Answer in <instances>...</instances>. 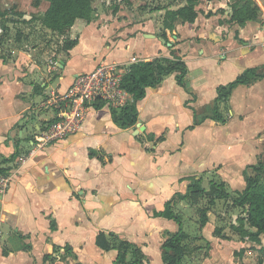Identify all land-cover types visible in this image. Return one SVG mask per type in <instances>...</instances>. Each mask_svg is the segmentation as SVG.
I'll return each instance as SVG.
<instances>
[{
    "label": "crops",
    "instance_id": "crops-1",
    "mask_svg": "<svg viewBox=\"0 0 264 264\" xmlns=\"http://www.w3.org/2000/svg\"><path fill=\"white\" fill-rule=\"evenodd\" d=\"M255 1L263 19L240 26L231 20L230 0H203L195 23L178 22L172 32L166 31L168 41L159 34V18L165 10L144 11L106 28L84 27L78 20L72 28L73 36L74 31L79 34L78 44L66 56L58 54L60 72L45 81L31 53L11 47L10 56L6 49L11 39L2 43L0 54L12 59L0 57V177L10 174L12 180L0 194V264H114L118 252L97 246L100 232L114 233L136 245L142 264H164L163 244L179 225L156 217L155 211L163 210L177 193L186 192L189 182L183 179L215 171L230 193L246 188L245 170L264 160V79L234 89L230 109L224 111L225 124L208 118L196 125L195 111L209 116L220 85L249 68L264 72V0ZM92 37L98 39L99 51L89 46ZM176 56L188 68L189 91L178 84L176 73L171 74L157 87L147 88L146 97L137 102L134 126L120 128L111 113L119 107L102 103V108L89 112L79 132L37 148V136L57 110L46 106V101L52 93L63 94L79 74L91 72L101 62L124 64L127 73L134 57L141 63ZM53 67L49 65L48 71ZM57 79L51 93L37 103ZM36 86H41L37 93ZM181 136L197 137L200 143L209 142L211 136L218 159L211 165L201 159L199 170L188 175V166L196 161L185 155L189 145ZM170 138L171 147L167 146ZM32 150L35 155L21 165L19 159ZM221 202L227 201H217L215 206ZM181 205L185 212L191 210L185 201ZM233 217L236 223L238 216ZM194 221L184 222L199 230ZM216 226L209 219L201 231L204 240L199 241H208L211 248L198 264L248 263L245 255L239 262L228 259L250 247L249 239L226 229L228 239L216 237ZM196 260L193 253L187 264Z\"/></svg>",
    "mask_w": 264,
    "mask_h": 264
},
{
    "label": "trees",
    "instance_id": "trees-1",
    "mask_svg": "<svg viewBox=\"0 0 264 264\" xmlns=\"http://www.w3.org/2000/svg\"><path fill=\"white\" fill-rule=\"evenodd\" d=\"M49 3L48 8L44 12H38L32 15L30 20L23 19L24 24H32L35 22L41 23L45 28L64 37L62 50L68 53L78 44V38L72 39L68 35L73 26L78 20L92 22L96 17V8L94 7L95 0H45ZM180 2V6L176 9L159 7L158 10H166L163 19V31L160 36L167 40L166 31H173L178 22L188 23L193 25L198 18L200 9L197 7L203 0H175ZM211 1V0H210ZM230 7L233 10L232 21L240 26H245L249 21H260L263 19L261 8L255 0H230ZM39 1L35 2V7L39 6ZM12 14V10H5L0 18ZM14 20L7 19L2 21L1 28L3 36H1L0 46L4 43V39L11 32L9 23ZM20 22V23H21ZM17 41L20 40V30H17ZM2 59H7L3 54H0ZM176 73V79L180 86L188 89L187 74L188 68L185 62L179 58L160 57L153 60L141 61L134 63L124 75L122 80V88L130 93L133 101L126 106L112 108L113 121L123 129L134 126L138 121L137 102L146 97V91L149 87H157L169 75ZM264 79V72H259L258 68H249L239 75L234 81L227 85H220L217 88L218 96L214 100L212 113L209 116H200L195 111L196 125L202 123L206 119H212L218 124H225L227 117L224 111L230 109L229 101L235 88L239 85H251ZM41 90V86L35 87V93ZM98 109L103 105H97ZM17 154L11 156L15 159ZM246 179V188L242 192L230 193L227 188V183L219 178L217 182L213 178L209 180L208 186H204L203 178L188 177V186L185 193H177L172 199L167 201L164 209L155 211L156 217H164L174 220L179 225V230L170 235L164 242L163 261L164 264H187V259L192 257L193 253L198 252L202 247L196 245V241L203 239L201 237L202 229L209 222V212L216 205L217 201L224 200L231 202L234 207L241 208L244 211L243 216L237 218L236 223H231L229 229L242 239L264 245V160L263 158L257 163L247 167L244 172ZM178 199L180 201H178ZM208 199V203L203 207L201 201ZM185 201L190 208L197 207L199 213L198 233L190 235L184 230V221L186 216L183 207L179 202ZM52 229H55V224H52ZM224 226H216L214 235L222 239H228L224 234ZM204 240V239H203ZM210 247V243L205 241ZM96 244L103 250H116L118 257L114 264H142V252L134 244L120 239L114 233L106 234L100 232L96 239ZM197 246V247H196ZM264 247V246H263ZM10 249L4 247V254L8 255ZM69 251V248H68ZM245 251L242 249L240 252ZM131 254L132 259L128 260V255ZM209 254H204L207 257ZM187 260V261H186ZM258 264H264V259L260 258Z\"/></svg>",
    "mask_w": 264,
    "mask_h": 264
},
{
    "label": "rangeland",
    "instance_id": "rangeland-1",
    "mask_svg": "<svg viewBox=\"0 0 264 264\" xmlns=\"http://www.w3.org/2000/svg\"><path fill=\"white\" fill-rule=\"evenodd\" d=\"M37 0H0V15L4 14L5 10H12V14L8 15L6 17L0 18V28L2 21L9 19L14 20L13 23H9V26L11 27V32L8 36L4 39V43L8 44L9 39L11 41L8 44V50L6 49V54L10 53V48H15L18 51H25L32 54V58H34L35 62L39 65L37 72H42L45 74L43 76L42 81H45L46 78L48 79L51 73H59V66H58V54H64L66 56V52L62 50L64 37L58 35L55 32L50 31L49 29L45 28L41 23L35 22L32 24H24L21 21L23 19L30 20L32 15L38 12H44L47 7L48 3L45 0H38L39 6L35 7V2ZM181 4L180 2H176L175 0H95L94 1V7L96 8L95 18L92 22H86L82 21V26H91V27H108L112 22L116 23V26H119V22H123L124 19H128V17H138L139 15H142L144 11L155 13L158 10L157 8L163 7V8H173V7H179ZM166 12V10H165ZM158 13V12H157ZM164 15H160V32L159 34H162L163 31V19ZM119 19V20H118ZM21 22V23H20ZM77 23V22H76ZM80 28L76 27V30H79ZM113 28L111 27L110 30ZM17 30H20V40L17 41ZM73 29L68 33L67 36L70 38H76L79 36L78 33L74 31L73 36ZM167 35V34H166ZM3 36V30L1 28V35L0 38ZM169 40V37L167 36V41ZM89 46L96 48L97 51L100 49V44L97 38H90V44ZM55 54V55H53ZM12 56V54L10 55ZM8 57L7 59L10 61L12 58ZM108 59L112 60V57H108ZM54 66L53 70L48 71V66ZM58 83V79L55 82H50V88L48 89V92L46 94H43L42 96H39L37 98V103L40 104L41 101H44L46 96L51 93V89L54 88ZM131 103L128 101L127 104ZM49 112V111H48ZM206 130H208L209 126H205ZM29 129L33 130L32 127H29ZM26 134V133H25ZM172 137H175V135H172ZM181 141L186 142L189 146L187 151L185 152V155L190 157L191 159H195L196 165L193 166L191 163L188 166V172H186L188 175L192 173H196L200 167V161L201 159H204L207 162V165H211L214 161H216L219 157V154H217L218 150L214 149V142L215 140H212V137L209 136V142L200 143L197 141V137H186L183 136ZM208 137V136H207ZM171 138L169 139V142L167 143V146H172ZM194 139V140H193ZM197 141V142H196ZM251 144V142H250ZM189 159V158H188ZM254 163V162H252ZM198 165V166H197ZM201 178H203L204 186H208L209 180L212 178L216 180L217 182H220L219 175L215 172H208L205 173ZM232 187L236 188L235 182L232 183ZM233 189V188H232ZM231 189V190H232ZM185 193V190H184ZM178 201H180L178 199ZM180 206L183 202H179ZM208 203V199H204L201 201L200 205L205 206ZM220 207H216L212 209L209 212V219L214 222V225H222L226 229L228 233H232L229 229L230 224L234 222L233 215L236 214L238 217L244 215V211L241 208L234 209L235 207L232 205L231 202L220 203ZM199 213L198 208L194 207L189 211H186L184 214L187 215L186 221H191V223L195 220L197 221L199 219ZM194 221V222H195ZM198 222V221H197ZM6 227L4 226V230ZM184 230L188 232L190 235L195 234L197 230V226L194 224L189 226L188 223H184ZM201 232V231H199ZM234 233V232H233ZM199 234V233H197ZM71 239V238H70ZM249 242L250 247H247L245 251L238 253L237 256H230L228 259L231 263V259L233 260V257L235 258L236 262H239L244 255L247 257L248 263L246 264H258L259 259H264V245L260 246L259 244H256L250 240H247ZM15 244V243H14ZM38 244V243H37ZM196 245H201L202 247H199L200 249L198 252H196L198 256V260L195 261V264H198V261H202L204 259V254H209V247L206 245V243H201L200 241H197L195 243ZM17 245V244H16ZM40 245V244H38ZM197 247V246H196ZM237 252V251H236ZM228 256V252L225 254ZM189 260V259H187ZM186 260V261H187Z\"/></svg>",
    "mask_w": 264,
    "mask_h": 264
},
{
    "label": "built area",
    "instance_id": "built-area-1",
    "mask_svg": "<svg viewBox=\"0 0 264 264\" xmlns=\"http://www.w3.org/2000/svg\"><path fill=\"white\" fill-rule=\"evenodd\" d=\"M1 35V28H0ZM137 63V58H132ZM126 74L124 64L101 62L94 70L79 74L63 94L52 93L46 106L57 108L55 118L37 136V148L66 140L79 132L89 112L99 104L112 107H123L131 102L132 96L122 88V80ZM35 150L19 159L24 165ZM10 174L0 177V194H4L10 186Z\"/></svg>",
    "mask_w": 264,
    "mask_h": 264
},
{
    "label": "water",
    "instance_id": "water-1",
    "mask_svg": "<svg viewBox=\"0 0 264 264\" xmlns=\"http://www.w3.org/2000/svg\"><path fill=\"white\" fill-rule=\"evenodd\" d=\"M147 36H148V37H156V36H154V35H147ZM161 40L165 42L164 39H161Z\"/></svg>",
    "mask_w": 264,
    "mask_h": 264
}]
</instances>
